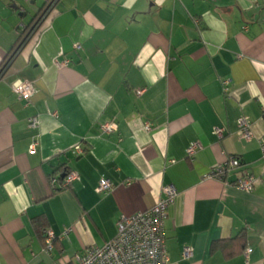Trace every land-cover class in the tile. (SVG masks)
I'll use <instances>...</instances> for the list:
<instances>
[{"label":"crops","instance_id":"crops-1","mask_svg":"<svg viewBox=\"0 0 264 264\" xmlns=\"http://www.w3.org/2000/svg\"><path fill=\"white\" fill-rule=\"evenodd\" d=\"M46 1L0 0V66ZM19 80L35 88L28 104L12 93ZM108 122L117 131L102 134ZM259 140L264 0H58L0 78V264H70L166 186L177 193L164 224L169 264H264ZM232 158L240 167L222 181L203 178ZM65 170L77 179L54 192L49 179ZM246 174L258 180L252 192L232 186ZM101 179L109 193L97 192ZM45 230L58 238L50 253Z\"/></svg>","mask_w":264,"mask_h":264},{"label":"built area","instance_id":"built-area-1","mask_svg":"<svg viewBox=\"0 0 264 264\" xmlns=\"http://www.w3.org/2000/svg\"><path fill=\"white\" fill-rule=\"evenodd\" d=\"M230 81H223V91H228L226 86ZM12 93L19 99L28 104L35 93L33 84L29 81H16L12 85ZM142 92L138 91L137 95ZM38 117H31L28 120L30 129H37L39 126ZM238 134L246 142L251 141L253 135L251 132V122L248 117H239L236 121ZM144 129L151 131L150 124H145ZM99 130L102 134H113L117 131L115 122L103 123ZM215 134L222 138L223 129H216ZM259 149L264 155V141L259 140ZM36 143H32L29 151H33ZM200 143H192L185 151L186 157L194 158L195 154L201 149ZM76 155H82L84 150L81 146L74 148ZM174 163V161H171ZM240 167L239 159L232 158L227 163L213 168L204 179H215L222 181L225 173L231 169ZM77 179V174L73 171L68 172L62 177L60 184L61 189H67L73 181ZM50 184L54 187L58 184V177L51 176ZM257 178L253 175L246 174L237 179L232 186L237 190L252 192L257 183ZM97 192L101 194L109 193L112 190V184L105 179H101L97 185ZM177 196L176 191L166 186L161 189V197L150 209L137 212L130 216H121L116 225V235L110 241L102 246L90 247L82 255L75 256L70 264H169L167 255L164 250V224L167 219V210ZM64 232L63 234H65ZM46 252L50 253L54 242L58 239L51 230H45L43 234ZM191 252L184 249L183 258H189Z\"/></svg>","mask_w":264,"mask_h":264},{"label":"trees","instance_id":"trees-1","mask_svg":"<svg viewBox=\"0 0 264 264\" xmlns=\"http://www.w3.org/2000/svg\"><path fill=\"white\" fill-rule=\"evenodd\" d=\"M58 0H47L42 9L39 11L37 15L33 17L31 22L27 25L26 29L22 34H20L19 38L17 39L13 48L9 51L7 57L5 58L4 62L0 66V78L5 75L11 63L15 59V57L20 53V51L24 48V46L38 33L40 27L42 26L43 22L50 17L52 14L54 5ZM68 173L67 170L63 171V173L59 172L60 176L58 178V184H56L53 189L54 192H60L61 189L60 184L62 182V177ZM43 219L37 218L33 220L34 225L41 229L43 227L42 224ZM44 242V238H43Z\"/></svg>","mask_w":264,"mask_h":264}]
</instances>
